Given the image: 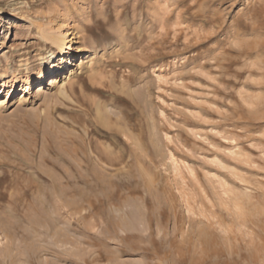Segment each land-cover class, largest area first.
<instances>
[{
    "label": "rangeland",
    "instance_id": "obj_1",
    "mask_svg": "<svg viewBox=\"0 0 264 264\" xmlns=\"http://www.w3.org/2000/svg\"><path fill=\"white\" fill-rule=\"evenodd\" d=\"M36 21L80 52L63 105L0 89V264H264V0H0L33 86Z\"/></svg>",
    "mask_w": 264,
    "mask_h": 264
},
{
    "label": "bare ground",
    "instance_id": "obj_2",
    "mask_svg": "<svg viewBox=\"0 0 264 264\" xmlns=\"http://www.w3.org/2000/svg\"><path fill=\"white\" fill-rule=\"evenodd\" d=\"M83 10V8L76 9L77 17L82 16ZM42 12L43 11L40 10L36 11L37 18L40 16V14H42ZM36 25L39 28V33L41 36L46 41H49L51 44H53L57 50V53H54L53 51L50 52L51 61H53L46 68H42V70H45L48 73L38 77L36 79V85L33 86V80L28 79V76L25 75L26 79L24 80H22L23 76H21L19 73L11 72V75L9 76V70L6 68V70L0 71V89H4L6 96L8 97V95L11 93V90L15 88L18 83H21L19 85L20 90L26 92L27 94H23V96L18 100L20 105H30L35 103L34 100H36V102L42 101L45 109L50 110L54 107L63 105L67 100L70 99L69 88L71 87V79L67 75H60V72H62V70L65 68L68 58L80 52L78 51L80 50L79 47H76L80 43V34L74 25L71 27L73 31L68 33L63 31L64 25L62 23L58 24L54 29L44 27L41 21H36ZM87 52L90 53V55L94 54L91 52V50ZM69 64L72 63L70 62ZM80 67L81 63L78 64V70ZM71 73L72 72H70V75ZM46 77H50L48 82H45ZM65 80L68 84L65 82ZM4 90H2L0 96ZM2 104L3 101L0 99V106Z\"/></svg>",
    "mask_w": 264,
    "mask_h": 264
}]
</instances>
